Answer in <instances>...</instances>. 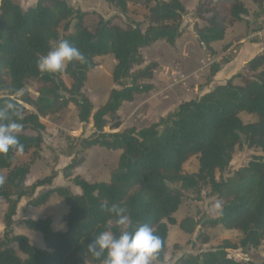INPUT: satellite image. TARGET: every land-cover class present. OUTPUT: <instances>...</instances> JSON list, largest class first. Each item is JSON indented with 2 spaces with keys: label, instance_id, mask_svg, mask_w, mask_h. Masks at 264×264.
<instances>
[{
  "label": "trees",
  "instance_id": "1",
  "mask_svg": "<svg viewBox=\"0 0 264 264\" xmlns=\"http://www.w3.org/2000/svg\"><path fill=\"white\" fill-rule=\"evenodd\" d=\"M111 1L126 14L133 0ZM252 1L263 8L264 0ZM144 3L149 9L150 25L146 31L141 23L122 27L110 20H103L92 30L84 22L86 13L74 8L68 0H38L27 9L13 0H0V107L11 101L22 112L23 120L17 121L22 129L16 135L24 145L23 153L33 150L38 156L46 130L41 117L58 112L70 102L78 108L80 120H92L95 128V137L84 138L83 148L101 146L121 151L108 180L90 182L77 175L73 180L81 193H71L64 186L53 189L69 206L66 230L55 229L49 216L24 220L29 229L42 233L45 248L32 244L26 235L15 233L13 225L20 200L32 197L39 186L51 180L27 185L33 160L16 164L15 149L0 154V177L4 178L0 200L7 204L5 231L0 237V264H102L106 253L95 257L88 249L99 233L110 231L118 237L143 224H148L161 239L155 258L163 262L168 223L177 224L174 215L182 203L181 190L199 193L203 186H209L224 199L219 216L209 224L238 230L241 238L238 243L226 239L215 249L182 255L174 264H255L236 259L228 249L257 248L264 241V51L247 63L248 70L253 72L251 76L237 73L200 98L181 103L158 123L139 130L106 131L108 126L116 129L121 125L118 111L124 103L152 87L138 80L139 75L151 76L149 68L136 75L132 71L135 65L143 63L141 50L158 40L174 45L183 33L187 10L181 0H144ZM247 14L245 0H207L198 15L205 22L198 27L199 41L211 50V44L224 40L227 28ZM260 17L261 13H256V18ZM62 40L77 47L86 62L74 60L60 72L40 73L36 67L38 57L53 50L55 44L57 48ZM107 54L117 60L113 71L116 87L95 111L80 89L96 66V57ZM223 63H212L208 81L213 80ZM63 73L77 81L73 92L78 97H64L68 87ZM236 78L241 83L236 84ZM30 81L38 84L35 96L24 91ZM242 112L254 114L257 119L246 123L240 117ZM243 143L263 154L253 155L247 165L219 179L218 173L229 168L234 151ZM194 155L199 160V170L185 173L184 165ZM79 163L73 159L64 168V176L72 177ZM173 183L179 184L180 189L172 188ZM51 193L30 202L40 206ZM104 202L124 208L127 224L118 225L115 215L101 209ZM179 225L184 231L193 232L197 222L186 218ZM15 243L23 256L16 251Z\"/></svg>",
  "mask_w": 264,
  "mask_h": 264
},
{
  "label": "rangeland",
  "instance_id": "2",
  "mask_svg": "<svg viewBox=\"0 0 264 264\" xmlns=\"http://www.w3.org/2000/svg\"><path fill=\"white\" fill-rule=\"evenodd\" d=\"M13 1L27 9L31 5H35L38 0ZM68 1L74 8L86 13L84 22L92 30H95L103 20H110L113 24L122 27L141 23L144 31L150 25L148 20L149 9L144 0L130 2L126 14L121 13L111 0ZM206 1L181 0L187 14L183 18V33L174 45L165 40H158L141 50L143 63L135 65L132 71L136 75L149 68L151 76L139 75L138 80L140 84L152 87L146 92L136 94L133 101L124 103L118 111L121 125L116 129H111L108 126L106 131H124L131 128L139 130L158 123L162 117H167L175 112L181 103L200 98L206 91L214 88L213 80L208 81L210 67L213 62L220 60L223 63L234 55V51L240 45L239 43L234 44L235 41L242 42L258 37L264 39V33H257L263 30L264 12L262 10L264 3L263 8H260L252 0H245L249 14L227 28V41L213 42L211 50L207 49L199 41L200 34L198 32V27L205 25V22L198 15L206 7ZM259 12L261 17L257 19L256 13ZM204 15L208 16L206 13ZM230 46L232 47L230 48ZM55 48L56 44L53 46V50ZM116 63L117 60L112 54L97 56L96 66L88 73L87 79L80 89L81 93L91 100L95 111L108 100L111 90L116 87L113 81ZM241 73L248 76L253 74L247 67ZM62 79L68 87V92H63L64 97L66 99L78 97L73 92L77 86V81L66 73L62 74ZM234 81L236 84L241 83L239 78ZM37 87L36 81H30L24 91L35 96ZM26 107L31 111L35 110L31 105H26ZM240 117L246 123L257 119L256 115L246 112L240 113ZM41 120L46 125V130L43 132V144L38 156L34 155L33 150L27 153H18L16 164L33 160L30 173L26 179L27 185L48 178L51 181L39 186L32 197L20 200L14 216L13 228L15 233L28 236L35 246L45 248L42 233L29 229L24 220L49 216L53 219L55 229L66 230L65 218L69 206L63 197L53 192V189L64 186L71 193H81V188L73 180L77 175L90 182L108 180L111 171L117 166L121 151L106 149L101 146L83 148V139L94 138L96 135L95 128L92 120L89 122L80 120L78 108L72 102L56 113L41 117ZM25 132L32 135L37 134L33 130H26ZM261 154L263 153L260 149L248 147L243 143L234 151L229 168L224 173L219 172L218 178L229 177L236 170L247 165L253 155ZM73 159L80 161V163L75 168L73 176L67 178L64 176V168ZM198 170L199 160L194 155L185 163L184 172L193 174L197 173ZM170 186L174 189H180V185L176 183L170 184ZM49 191L52 193L44 204L40 206L31 204V200H36ZM181 191L182 203L174 215L177 224L168 223L169 235L164 261L159 262L154 258L151 264H174L182 255L197 254L215 249L226 239L238 243L241 238V232L238 230L209 224L210 220L219 216L224 203V199L213 193L209 186H203L199 193L185 189ZM217 202L220 204L219 209L214 207ZM6 212L7 204L0 200V237H3L5 231ZM186 218H192L197 222L193 232H186L180 227V222ZM14 247L23 256L18 244L15 243ZM228 252L238 260H251L255 264H263L264 241L257 248L228 249Z\"/></svg>",
  "mask_w": 264,
  "mask_h": 264
},
{
  "label": "clouds",
  "instance_id": "3",
  "mask_svg": "<svg viewBox=\"0 0 264 264\" xmlns=\"http://www.w3.org/2000/svg\"><path fill=\"white\" fill-rule=\"evenodd\" d=\"M74 60L85 63L86 57L69 41L62 40L57 48L38 57L36 67L40 73H57ZM18 120H23V115L14 102L9 101L0 107V154H7L10 149L23 153L24 145L16 135L22 129ZM3 183L4 178L0 177V184ZM100 207L115 215L118 225L127 224L128 216L124 215V208L115 204L109 206L106 202L101 203ZM214 207L219 209L220 204L217 202ZM160 247L161 239L148 224H143L132 232L124 231L118 237L110 231H103L88 245L95 257L106 253L103 264H151Z\"/></svg>",
  "mask_w": 264,
  "mask_h": 264
},
{
  "label": "crops",
  "instance_id": "4",
  "mask_svg": "<svg viewBox=\"0 0 264 264\" xmlns=\"http://www.w3.org/2000/svg\"><path fill=\"white\" fill-rule=\"evenodd\" d=\"M31 6H33V5H31ZM257 33H260V34L264 33V25H263V30L260 32H257ZM227 38H228V35L226 34L224 40L227 41ZM224 40H221V41L223 42ZM216 42H218V41H216ZM228 42H230V41H228ZM237 43H239L240 45L234 51V55H232L233 56L232 60H230L229 62H224L221 65L220 71H218L217 74L214 76L213 82H212V85L213 84L215 85L214 88L216 87L217 84L218 85L224 84V83H226V80L231 79L237 73L243 72V69L247 67V63L253 57H255L256 55H258L264 51V39H261V37H258L256 39H251V40H244L242 42L241 41H239V42L235 41L234 42V44H237ZM232 46H230V48ZM215 62H221V61L217 60ZM212 85H211V88H212ZM209 91H206V92H209ZM89 264H91V263H89Z\"/></svg>",
  "mask_w": 264,
  "mask_h": 264
}]
</instances>
